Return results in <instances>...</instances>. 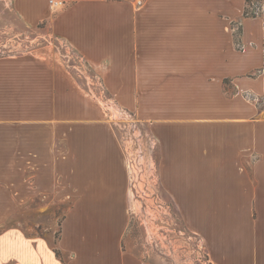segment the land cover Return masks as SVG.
<instances>
[{
	"label": "crops",
	"instance_id": "crops-1",
	"mask_svg": "<svg viewBox=\"0 0 264 264\" xmlns=\"http://www.w3.org/2000/svg\"><path fill=\"white\" fill-rule=\"evenodd\" d=\"M54 1L9 4L147 126L160 187L208 264H264V0ZM74 69L49 44L0 58V211L24 216L0 230V264H148L124 249L125 151ZM42 199L70 203L59 223L34 220Z\"/></svg>",
	"mask_w": 264,
	"mask_h": 264
},
{
	"label": "rangeland",
	"instance_id": "rangeland-1",
	"mask_svg": "<svg viewBox=\"0 0 264 264\" xmlns=\"http://www.w3.org/2000/svg\"><path fill=\"white\" fill-rule=\"evenodd\" d=\"M249 16L260 14L258 3H248ZM47 44L52 45L60 60L75 66L81 86L92 95L104 110L107 120L115 131L131 166L130 198L128 211L130 224L124 238V249L148 264H208L202 241L186 231L170 198L164 193L158 179V151L156 141L145 124L136 117L113 104L104 92L95 73L67 46L50 37L44 25L28 28L12 11L9 0H0V58L35 52ZM109 107H108V106ZM22 205L21 201H17ZM46 199L37 200L34 216L44 224L50 222L47 212L54 211L59 223L69 202L48 208ZM15 215L7 216V213ZM8 218V219H7ZM0 230L10 226H22L23 211H0V222L6 220ZM28 224V218L25 217Z\"/></svg>",
	"mask_w": 264,
	"mask_h": 264
},
{
	"label": "built area",
	"instance_id": "built-area-1",
	"mask_svg": "<svg viewBox=\"0 0 264 264\" xmlns=\"http://www.w3.org/2000/svg\"><path fill=\"white\" fill-rule=\"evenodd\" d=\"M62 4H63V3L60 2V1L50 0V5H51V8H53V9H60V8L62 7ZM107 106H108V105H107ZM108 107H109V106H108ZM124 151H126V150L124 149ZM125 156H126V163H127L128 173H129V175H131V166H130V164L128 163L126 152H125ZM130 181H131V179H130Z\"/></svg>",
	"mask_w": 264,
	"mask_h": 264
},
{
	"label": "trees",
	"instance_id": "trees-1",
	"mask_svg": "<svg viewBox=\"0 0 264 264\" xmlns=\"http://www.w3.org/2000/svg\"><path fill=\"white\" fill-rule=\"evenodd\" d=\"M244 16H248L247 9H245V11H244Z\"/></svg>",
	"mask_w": 264,
	"mask_h": 264
}]
</instances>
